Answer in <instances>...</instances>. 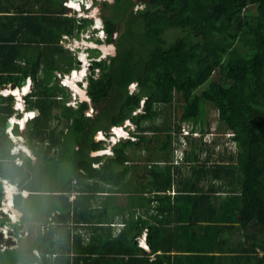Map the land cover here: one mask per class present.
I'll return each mask as SVG.
<instances>
[{"label": "trees", "instance_id": "16d2710c", "mask_svg": "<svg viewBox=\"0 0 264 264\" xmlns=\"http://www.w3.org/2000/svg\"><path fill=\"white\" fill-rule=\"evenodd\" d=\"M108 2L101 3L112 9L104 17L106 39L121 18L124 29L114 55L93 61L89 99L77 106L67 104L57 83V72L79 65L62 39L79 35L91 20L69 15L63 5L48 15L50 28L25 30L35 21L21 16L16 39L0 35V89L33 81L24 96L26 111L39 109L26 124L32 150L42 159L69 158L73 168L56 186L59 203L40 236L21 235L15 224L18 245L0 249V264H187L213 256L199 247L206 243L197 225L220 227L225 209L239 213L253 249L264 252V0H149L138 10L133 1ZM169 29L181 33L170 40ZM133 82L138 88L130 92ZM113 92L115 110L108 105ZM14 102L13 94L0 93V206L1 177L28 187L34 168L31 157L19 165L11 153L6 126ZM91 104L102 110L86 114ZM202 104L217 111L218 129L184 133ZM127 119L136 126L132 136L114 144L112 154L91 155L105 148L94 139L99 122L110 127ZM174 149L181 151L178 161ZM146 228L150 251L139 244ZM258 258L264 264V253Z\"/></svg>", "mask_w": 264, "mask_h": 264}, {"label": "crops", "instance_id": "0c3cea01", "mask_svg": "<svg viewBox=\"0 0 264 264\" xmlns=\"http://www.w3.org/2000/svg\"><path fill=\"white\" fill-rule=\"evenodd\" d=\"M63 2H64V0H0V35L5 36V34H6L7 38H10L12 36L15 38V36L12 33L14 32V30L18 29L19 23L21 21V16H25V17L31 16L32 20L36 22V23L35 22L32 23V21L29 22V24L27 26L23 27V28H25V30H32L33 29L34 31H36V30H38L37 27L40 25L43 26V28H50L51 27V17H49L48 15H51L55 11L56 12L61 11V9H63V7H62ZM66 12H67V10H66ZM29 80L31 82H33L31 77L27 78L28 82H29ZM31 84H30V90L32 88ZM22 86H19V87H22ZM14 117L15 116L10 118V120L14 119ZM28 119H30V118H27L25 121V125H24L25 129H26V124H27ZM15 120L18 123H20V125H21L19 118L16 117ZM127 121L131 122L133 127H134V128H132V126H131L128 129L130 131V134H131L133 132V130L136 128V126L132 122L131 119H127ZM122 125H114V126L120 127ZM19 129H20L19 134L14 132V128H13L12 132L10 133L9 132L10 131V125L6 126V131H8L9 136L12 138L13 141H15L14 137L19 138V137H22L25 133H27L26 131L23 132V130L21 128H19ZM98 131H100V130H98ZM25 135H27V134H25ZM105 140L106 139H104V141ZM30 148H31V146H30ZM105 149H106V147L104 149H101L100 151H97V152H102L103 154H106V152L104 153V151H103ZM175 150H177V149H174L172 157L175 159V161H178L179 157L178 158L176 157V153H175L176 151ZM22 151H24V153ZM112 152H113V149H112ZM146 152H147V150L145 151V149L141 150L142 154H145ZM11 153L17 155L15 157V161L17 158L22 160V163H20L18 161L16 162L19 165L23 164L25 156L31 157L30 155L26 154V151L22 147L17 146V144H13V146L11 148ZM32 153L33 154H32L31 158H32L33 165H34V167H37L39 165L38 164L39 161L42 158L38 157V155L36 153H34V151ZM158 163L163 164L164 162L158 161ZM94 164L96 166H98V163H94ZM127 165H131V163H127ZM2 179L7 180L8 185L6 184L5 190L9 191V193L14 195L13 196V203L10 204V202L8 201L7 204L8 205L10 204V205L7 206V208L12 210L13 218H15V220L18 221L15 224H18L21 227V225L23 224V222H22L23 220L26 221L27 226L30 225L32 221H35V223H36L37 220H44L45 223L43 225L46 228V224H47L48 220L50 219V216H48V214H49V212H52L53 207H54L53 201L57 199L56 196H57V194L60 193V190L59 189L56 190V187H55V189H51V190L34 189V188L30 187V184H31L30 182L28 183V187H22V185L19 184L18 180H12L11 178H7V177H1V180ZM8 187H10V188H8ZM15 190H16V192H15ZM73 193H76V192L69 193V198H71V195ZM19 194H21L23 197H19L18 196ZM33 194H36L38 196V198H39L38 201L43 200L42 204H43L44 211L40 212L41 210H39V208H38L37 213L34 214L33 217L30 216L29 218H27L26 213L24 212V209H26V208H24L23 205L18 206L17 205V199L19 200V203L21 204V201L23 199L29 198ZM75 197H76V194H75L74 198ZM221 197H224V194H222ZM3 204H6L5 199H4ZM189 206L191 208V205H189ZM11 207H13V208L11 209ZM31 208H34V207L32 206ZM27 211H28V208H27ZM2 214L4 215V217H2V218L9 219L7 216V213L3 212ZM221 216L224 218H227V221H223L224 223L222 225H220V227L208 228L205 225V221H200L199 225H197V231L203 235V238L205 239V243L209 244V245L200 244L199 247H204L203 248L204 250H211V251H209V253L212 254L213 256L212 257L204 256V257H201L200 260H198V261H196V260L193 261V260L189 259L187 264H258V261H259L258 257H259V255H261L260 251H262V250L258 246L256 247L257 252H259V255H258L256 250L253 249L255 246H253V242L248 236L251 233V229L249 230L248 228L244 227L240 223L239 213H237L233 209H231V210L225 209L222 212ZM6 221H8V220H6ZM114 221H115V223H112V224L117 227L116 232L117 231L119 232V230L121 228V226L119 225L120 221L118 219H115ZM15 224H13V226L16 229ZM223 225H225V226H223ZM28 227H29V229H31L32 227H33V229L35 228L36 229L34 231L35 234H38V229H40V231L45 229V228H41V226L39 227V225L36 226V224H31ZM22 232H23V230H21V233ZM146 237H147V228L143 231L142 236H140L139 238L142 240V243H140V245L143 246L144 248H146L148 251H150L151 249H150V246L148 245V243L146 241ZM206 239L209 240L208 243L206 242ZM15 240L17 241V244L15 246H17L18 245V237H16ZM15 246H13V247H15ZM35 251H37V250H35ZM39 263L40 262H35L32 264H39Z\"/></svg>", "mask_w": 264, "mask_h": 264}, {"label": "rangeland", "instance_id": "374dc122", "mask_svg": "<svg viewBox=\"0 0 264 264\" xmlns=\"http://www.w3.org/2000/svg\"><path fill=\"white\" fill-rule=\"evenodd\" d=\"M103 1H108V0H98L97 3L95 2L94 4H91L92 6H91L90 9L87 10V13L75 12L72 9L69 10V13L78 16V18L81 19L82 21L86 18V16H88V18L93 21L92 25L100 23L99 25L101 27L103 25L102 24L103 20L100 17L101 15H100V10L99 9L102 8L101 11H103V9H105V11L107 12V15H111V13H112V9L111 8H109V7L108 8H103L101 6V3ZM115 1L118 2V3L119 2H121V3L127 2V0H115ZM115 1L114 0H109L108 3L111 6L114 3H116ZM88 2H91V1H88ZM86 4L89 5L90 3H86ZM138 4H139L140 7H143V8L145 6L144 3L141 1V2H138L135 5V8H136V6ZM121 19L122 20H120V21L118 20L119 21L118 22V31L114 32V34H113V38L115 40H116V37H118L122 33V31L124 29V19L123 18H121ZM92 25L89 24L88 28L90 29ZM87 29L85 31H83L82 33H80V38L81 39L84 36H87L86 35L87 33L91 34V31L89 29L88 30ZM180 33L181 32L179 30L169 29V30L166 31V36H167V38L172 40V39L175 38V36L179 35ZM101 34H103L104 40H106L105 39V37L107 35L106 32H101ZM99 35H100V32L98 31V33H97L96 30H95L94 31V36L97 38ZM72 41H74L75 46L78 44L77 42H75V39L72 40ZM92 45H96V44H92ZM98 47L101 49V52H102V54H100L101 58L103 56L107 58L110 55H114V53H115V46L112 43L105 42L103 44H99ZM68 51H70V50L68 49ZM94 54L99 55L98 52H94ZM82 56H83V58L86 57L85 54H83ZM83 64L84 65L86 64V60L85 59H84ZM78 67H79V65H78ZM71 72L72 71H70V73ZM78 72H79V74H78L77 78L80 79L83 76V71L81 70V71H78ZM72 74H73V72H72ZM72 74H70V75H72ZM63 76L65 77L64 81H62ZM68 77H69V75L65 76L64 73H62L61 76H58V82L57 83H59V85H60L59 86V90H60L61 95L68 96L69 100L67 101V104H71V105L77 106L78 101L82 100L83 98H85V96L83 94H81V93H84L85 90L80 89L78 87V84H77V86L74 87L72 85V83L68 82V80H67ZM76 83H77V81H76ZM85 83H86L85 81L82 82V85L85 86ZM67 85H69V86H67ZM31 86H32V84H31ZM129 88L131 90H134L135 88L137 89L138 87H137L136 84H131L129 86ZM29 91H30V89H29ZM130 92H132V91H130ZM27 93H25V94H27ZM25 94H22L20 96L19 95H16V96L14 95V97H15L14 107L17 110L15 112V114H14L15 117H18V113H22L23 117L25 115L27 116V113L24 112V110H25V101H24ZM118 94H119L118 92H113V93H111V97L108 98V102H109L108 105L113 110L116 109V105H117L116 101L118 99L117 98ZM18 100H20V103H19ZM101 108H102V106L95 107L93 104H91V107L86 112V114H88V115L91 114V115L94 116L96 113H99L102 110ZM33 113H35V112H33ZM33 113H30L31 116L29 118H33V116L36 115V114L34 115ZM19 121H20V119H19ZM99 124H100L99 127H101L102 129L100 130V132L97 131L95 133L94 139L95 140H102V139L104 140V139H106L104 141V146L106 147V149L103 150V151H104V153L106 152V154H111L112 153V147L115 144V140L119 141V140L125 139V138H121L120 139V137H119L120 135L119 134H117V138L119 140H117V139H115L114 137L111 136L112 132H115V131H113V126L108 127V120H101V122H99ZM123 125L125 126V130H126L125 134L124 133L123 134H124V136L127 139V137L130 134L128 129L131 126H132V128H134V127H133L132 123L127 121V120L125 121V123H123ZM208 125H210V130H215L216 131L218 129V127L220 125V122H219L218 117H217V111L214 108L210 107L209 105L202 104L201 110H200V115H199L198 119L196 121H194V122H185L182 127H186V129L188 128L190 130L193 129V130H197V131L201 132L202 130H205L208 127ZM18 126H19V128H21L23 130V132L26 131L25 126L22 123H21V125L19 123ZM101 131L103 132L102 135H101ZM25 134L22 137H19V138L18 137H14L15 141H13V142H14V144H17V146L22 147L26 151V154H28V155H30L32 157L33 150L30 148V145H29L30 144V139ZM111 139H112L113 142H111ZM175 151H176L175 152L176 153V157L178 158L179 155H181V151L178 150V149L175 150ZM98 153L101 154L102 152L91 151L92 155L98 154ZM51 155H53V153H51ZM178 160H180V158H178ZM38 164L39 165L37 167H34L33 171L31 172L32 176H31V180H30V183H31L30 187H32L34 189H41V190L55 189L56 186L58 187V184H60V182L62 181L63 177L68 176L69 174L72 175V172H73V168L70 167V159L69 158L68 159H64V160H55V158H52L50 156L48 159L47 158L46 159H41ZM72 196H73V194L71 195V197ZM5 198H6V196L3 198V201H4ZM38 200H39L38 196L36 194H33V195H31V197L25 198V199H23L21 201V206L23 205V207L26 208V209H24V212L27 214L26 215L27 218H29L30 216L33 217L34 214L37 213ZM126 200H127L126 195L122 194L120 196V201H123V203H126ZM3 201H2V204H3ZM53 202H54V206H55L56 203H59L57 200H54ZM32 206L34 208H31ZM5 208L8 210L7 207H5ZM27 208H28V211H27ZM7 216H8V218H11L9 215H7ZM22 222H23V224L21 225V229L23 230V232L21 234L24 235V236L27 235V237L31 236L30 238L32 240L34 238L40 236L41 231H40V229H38V234H35L34 231L36 229L35 228L33 229V227L32 228L30 227L31 229H29L28 226H30L31 224H36V226L39 225V227L41 226V228H45L44 225H43L45 223L44 220H37L36 223H35V221H32L31 224L28 225V226H27V223H26L25 220H23ZM83 232L87 233V230L84 228ZM140 243H142V240L139 238V244Z\"/></svg>", "mask_w": 264, "mask_h": 264}, {"label": "clouds", "instance_id": "9594fccd", "mask_svg": "<svg viewBox=\"0 0 264 264\" xmlns=\"http://www.w3.org/2000/svg\"><path fill=\"white\" fill-rule=\"evenodd\" d=\"M65 1V0H64ZM88 1H91V2H88ZM93 1L94 0H68V2L70 3V4H65L64 2H63V5L64 6H66L67 8H69V10L70 9H72V10H74L75 12H84V13H87V10L88 9H90L91 8V4H94L93 3ZM86 3H90L89 5H87ZM143 8V7H142ZM68 13H69V11H68ZM69 15H73V14H71V13H69ZM73 16H75V17H77L78 18V16H76V15H73ZM82 16V15H81ZM85 19H87V20H91V19H89L88 18V16H86V18ZM81 20V19H80ZM92 21V20H91ZM93 24V21H92V23L90 24V25H92ZM100 23H98V24H94V25H92V26H94V29L96 30V32L98 33V31L100 32V35L96 38L95 36H94V34H91V36H84L82 39L80 38V34L79 35H74V36H70V35H68V43H70L69 45L72 47V50L71 49H69V48H67L66 46V48L67 49H69L71 52H73L75 55H76V57L78 58V60L79 61H81V62H79V67H75V68H73L71 71L73 72V71H83V76L80 78V79H78L77 80V84H78V87L80 88V89H83V90H85V94H84V96H85V98H83L82 100H88L89 99V95H88V93H87V85H88V81H89V77H90V75L92 74V69H93V61L94 60H99L101 57H100V54H102V52H101V49L98 47V45L99 44H103V43H105V42H103L104 41V38L101 36V32L102 31H104L105 29H104V24H103V22H102V26L100 27V25H99ZM89 29V28H88ZM87 29V30H88ZM83 31H85V30H83ZM82 31V32H83ZM81 32V33H82ZM75 39V42H77L78 44L75 46V43H74V41H72V40H74ZM92 44H96V45H92ZM98 50H99V52H98ZM93 52V53H92ZM94 52H98L99 53V55H96V54H94ZM83 54H85V60H86V64L84 65L83 64V62H84V58H83ZM104 57V56H103ZM102 57V58H103ZM72 72L70 73V74H72ZM69 73H65V76H68V75H70ZM30 79V78H29ZM64 80H65V77H64ZM30 81V80H29ZM86 82L85 83V86L84 85H82V82ZM32 82L30 81V84H31ZM64 84V83H63ZM131 84H136V82H133V83H131ZM130 84V85H131ZM137 85V84H136ZM67 86H69V85H67ZM136 89V88H135ZM134 89V90H135ZM129 90L130 91H134V90H131L130 88H129ZM10 94V93H9ZM11 94H13V95H15L16 96V94H14L13 92L11 93ZM88 98V99H87ZM18 101H20V100H18ZM79 101H81V100H79ZM78 101V102H79ZM20 109V108H19ZM24 112L25 113H33L34 111H26V110H24ZM34 115H35V113H34ZM13 117V116H12ZM12 117H10V118H12ZM34 117V116H33ZM10 118H9V120H10ZM18 118V117H17ZM22 118H23V116H22ZM11 121V120H10ZM16 124H19L17 121H15V122H13V125H11L10 126V133L12 132V130H13V128H14V126L16 125ZM128 126V125H127ZM124 130H125V126H124ZM126 131V130H125ZM129 131V130H128ZM8 132V131H7ZM129 133H130V131H129ZM9 134V133H8ZM208 135L209 134H207L206 135V137L208 138ZM111 136L112 137H115V132H112V134H111ZM128 137H131V134H129V136ZM121 138H126L125 136H123V137H120V139ZM103 140V139H102ZM119 140V139H118ZM104 141V140H103ZM111 142H113L112 141V139H111ZM118 141H115V143H117ZM23 152V151H22ZM24 153V152H23ZM182 155V154H181ZM181 155H179V158L181 157ZM18 159V158H17ZM17 159H16V162H17ZM2 185H3V192H4V195H3V198L6 196V198H5V201H6V204H1V206H5V207H7V206H9L7 203H8V201L12 204L13 203V194H11V193H9V191H6L5 189H6V185H4L3 184V179H2ZM22 191V190H21ZM15 192H16V190H15ZM9 197V198H8ZM12 197V200L10 199ZM2 201H3V199H2ZM3 203H4V201H3ZM11 208H13V207H11ZM8 211L10 212V213H13L12 212V210H10V209H8ZM9 220H10V218H9ZM15 224V223H14Z\"/></svg>", "mask_w": 264, "mask_h": 264}, {"label": "built area", "instance_id": "2783aa9c", "mask_svg": "<svg viewBox=\"0 0 264 264\" xmlns=\"http://www.w3.org/2000/svg\"><path fill=\"white\" fill-rule=\"evenodd\" d=\"M64 3H65V4H70V3L68 2V0H65ZM86 35H87V36H91L90 33H87ZM67 41H68V35L64 34V35H63V39H62V43H63L67 48H69V49L72 50V47L69 45L70 43H68ZM61 74H62L61 72H57V75H58V76H61ZM62 81H64V76H63V78H62ZM0 93H2V94H4V95L9 94V92H6V89H0ZM120 127H121V126H120ZM113 131H115V126H113ZM190 131H191L190 129H188V128L186 129V127H183V132H184V133H188V132H190ZM99 132H100V131H99ZM101 132H102V131H101ZM197 133H198V131L195 130V131H194V134H197ZM211 135H212V133H210V134L208 135V139L211 137ZM17 161L20 162V163H22V160H20L19 158L17 159ZM3 184L6 185V184H7V180L3 179ZM75 194H76V193H73V196H72L70 199H73L74 196H75ZM3 212L7 213V215H9V216L11 217L10 220H8V221H6V222H1V218L4 217V215L2 214ZM12 214H13V213H10V212L5 208V206H0V231H1L2 236H3V238H2L1 241H0V249H2V250H5V249H7V248H9V247H13V246H15V245H8V244L6 243V240H7V239H15V238L17 237V236H15V231H16V229H15V227L13 226V224L16 223L17 220H15V218H13ZM14 220H15V221H14ZM144 234H145V233H144ZM35 252H36V254H39L38 251H35ZM260 252H261V254L264 253L263 250L260 251ZM39 264H40V263H39Z\"/></svg>", "mask_w": 264, "mask_h": 264}, {"label": "bare ground", "instance_id": "6f19581e", "mask_svg": "<svg viewBox=\"0 0 264 264\" xmlns=\"http://www.w3.org/2000/svg\"><path fill=\"white\" fill-rule=\"evenodd\" d=\"M102 32H106L105 30L104 31H102ZM107 34V33H106ZM101 36L103 37V34H101ZM106 37H107V35H106ZM106 37H105V39H106ZM104 38V37H103ZM104 46V45H103ZM85 57V56H84ZM85 59V58H84ZM78 74H79V72L78 71H73V74L72 75H69V77L67 78V80H68V82H70V83H72V85L75 87V86H77V83H76V81L78 80ZM29 89H30V81L28 82V84H24L22 87H18V88H15V89H6V92H9V93H14V94H16V95H22V94H25V93H27L28 91H29ZM81 94H85V92L84 93H81ZM20 98V97H19ZM19 103H20V101H19ZM15 118L16 117H14V119L13 120H11V125H13V122H15L16 120H15ZM28 118V113H27V116L25 115L23 118H19L20 119V122L23 124V125H25V121H26V119ZM10 125V126H11ZM125 134V130H124V125H122L121 127H115V139H117L118 140V138H117V134H119L120 136L119 137H123L124 136V134ZM101 134H103V132H101ZM103 138V137H102ZM105 138V137H104ZM116 141V140H115ZM8 185V184H7ZM8 188H10V187H8ZM12 189V188H11ZM11 200H12V197L10 198ZM10 205V204H9ZM12 209V208H11Z\"/></svg>", "mask_w": 264, "mask_h": 264}, {"label": "flooded vegetation", "instance_id": "af4514ba", "mask_svg": "<svg viewBox=\"0 0 264 264\" xmlns=\"http://www.w3.org/2000/svg\"><path fill=\"white\" fill-rule=\"evenodd\" d=\"M115 1V0H114ZM131 1H133L134 2V5H133V9L134 10H138L139 8H142V7H140L139 6V4L136 6V8H135V5L138 3V2H143L144 3V5L146 6V3L149 1V0H127V2H125V3H121V4H128V3H130ZM116 2V1H115ZM144 6V7H145ZM101 9L102 8H100L99 10H100V17L102 18V20H103V24H104V29H105V23H104V17H105V15H107V12L106 11H101ZM92 23V21H89V24H91ZM90 31H91V34H94V26H91V28L89 29ZM106 30V29H105ZM117 38V37H116ZM103 42H109V43H112L114 46H115V52H116V50H117V46H116V40L113 38V36H112V38H111V41H108L107 39L106 40H104ZM79 62V61H78ZM81 62V61H80Z\"/></svg>", "mask_w": 264, "mask_h": 264}, {"label": "water", "instance_id": "95a60500", "mask_svg": "<svg viewBox=\"0 0 264 264\" xmlns=\"http://www.w3.org/2000/svg\"><path fill=\"white\" fill-rule=\"evenodd\" d=\"M28 83V81H27V79H25L24 81H23V85L24 84H27ZM1 88L2 89H15V88H18V86H17V84L16 83H9V84H4V85H2L1 86ZM35 114H38L39 113V109H35ZM11 124V121L10 120H8V122H7V126H9ZM3 238V236H2V233H0V241H1V239ZM6 243L8 244V245H16L17 244V241L15 240V239H7L6 240Z\"/></svg>", "mask_w": 264, "mask_h": 264}, {"label": "snow or ice", "instance_id": "6c2138e0", "mask_svg": "<svg viewBox=\"0 0 264 264\" xmlns=\"http://www.w3.org/2000/svg\"><path fill=\"white\" fill-rule=\"evenodd\" d=\"M102 135V134H101Z\"/></svg>", "mask_w": 264, "mask_h": 264}]
</instances>
